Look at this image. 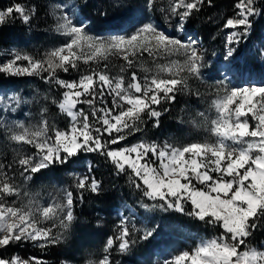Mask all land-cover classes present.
I'll list each match as a JSON object with an SVG mask.
<instances>
[{"label":"snow or ice","instance_id":"obj_1","mask_svg":"<svg viewBox=\"0 0 264 264\" xmlns=\"http://www.w3.org/2000/svg\"><path fill=\"white\" fill-rule=\"evenodd\" d=\"M205 5L214 7V0H167L166 5L162 0H143L141 18L132 31L121 27L116 34L101 36L90 34L91 26L74 10L75 4L58 3L53 9L54 31L64 38L61 44L43 54L15 47L4 52L0 73L37 77L50 90L54 85L62 91L59 99L44 95L39 122L27 126L23 120L9 117L39 103L37 96L29 99L18 90L0 94V128L7 140L34 149L31 153L17 151L12 162L0 160V250L23 243L41 251L71 248L79 223L76 205L83 202L85 192L102 191L91 164L83 174L68 172L71 183L57 186V194H49L50 200L39 191L26 190V185L38 174L70 164L82 153H98L117 175L127 177L129 187L139 193L137 205L145 213H179L219 229L218 235L169 254L157 264H264V243L250 244L254 234L264 230V84L230 86L227 77L216 83L217 95L210 109L196 113L210 139L128 142L144 133L149 121L154 128L160 127V108L176 103L178 94L189 93L190 79H203L207 52L184 33L192 16ZM87 6L85 0L81 11ZM124 6L123 0H113L112 7ZM235 8V14L219 25L226 31L224 60L228 70L256 19L264 16V0H238ZM35 11L17 0L0 8V27L17 20L30 24ZM156 12L163 21L155 17ZM145 54L154 67L145 66ZM258 54L264 59V48ZM111 57L124 62L118 76L110 74L107 61ZM81 64L86 70L81 71ZM136 68L143 75H138ZM70 71L78 72V79L59 75ZM107 97H111L110 105ZM49 103L70 118L67 129L49 123ZM80 105H87V110ZM168 111L163 107V112ZM24 116L31 119L30 112ZM118 215V223L103 244L82 253V264H122L113 259L114 252L129 254L159 229V225L137 227L134 212ZM0 264L47 261L36 255L5 257L0 253ZM59 264L77 262L64 258Z\"/></svg>","mask_w":264,"mask_h":264},{"label":"rangeland","instance_id":"obj_2","mask_svg":"<svg viewBox=\"0 0 264 264\" xmlns=\"http://www.w3.org/2000/svg\"><path fill=\"white\" fill-rule=\"evenodd\" d=\"M85 0H26L23 3L35 7V14L30 24H24L17 20L16 26L9 28L8 34V45H5L0 51V59H3V54L6 50L10 48H19L26 50L33 54H43L45 51L50 49L53 46H58L63 42V37L55 33V23L56 18L53 14V9L58 3H66L68 5L75 4V11L81 18H87L88 23L90 24V34L108 36L111 34H116L121 27L126 28L127 31L133 30V25L141 18L142 15V4L143 0H123L124 7L114 8L112 7L113 0H87L88 6L90 9L88 11H81V8ZM166 5L167 0H162ZM14 3V0H1L0 8H6L10 4ZM238 1L235 3V5ZM38 10V11H37ZM229 11L232 12V15L235 14L237 9L229 8ZM106 13V14H105ZM90 14V15H88ZM99 14V15H98ZM155 17L163 21V17L160 16L159 12H156ZM94 17L97 21L94 23L90 17ZM213 24V23H212ZM211 24V25H212ZM193 26V25H192ZM218 28V29H216ZM215 30L220 31L219 27H216ZM171 31V28H169ZM221 35L217 33L214 34L212 42H222V44H215L212 46L211 50H206L203 41L201 38L196 35L190 25L187 27L184 35L186 37H191L196 39L200 46L206 50V63L207 67L203 72V81L192 78L189 80L190 92L183 94L184 97L195 95L196 92H199L200 95L195 97L197 101L193 104H188L184 107V111L176 115V118L179 124H185L190 122L194 127L190 132L181 133L182 131L178 129L177 132L170 133H161L160 137L153 135L152 133H138L134 137L129 138V143H135L140 139L155 140L159 143L164 142L165 140H188L189 142L202 141L204 139H210L209 133L205 130L203 122L200 118L196 116V113L201 111H207L210 109L212 101L216 99L215 85L217 82L224 80L227 77L226 82L230 86H247L250 82H255L256 84H264V69H261L264 66V59H262L258 50L264 48V29L262 31L263 37L261 41H255L254 39L247 40L246 46L245 43L239 46L238 54L234 57L231 63V70L226 68V62L224 60V43L226 37V31H223ZM5 42V40L3 39ZM243 47H246V57L243 58L241 55V50ZM146 67H154L151 57H148L147 54L142 58ZM163 63V61H160ZM109 71L112 76L120 75V67L124 63L121 58L111 57L109 61ZM243 64V66L241 65ZM103 66V64H101ZM249 66L250 70L246 69ZM81 71L86 70L87 66L81 64ZM219 68V77H216L215 72ZM254 70H262L261 76L257 78L255 76ZM131 71V70H130ZM129 73L125 74V78L130 75ZM135 71L138 75H143L139 68H136ZM257 72V71H256ZM6 75V74H4ZM60 77L63 79H78L79 73L72 72L69 73H59ZM8 76V75H6ZM20 91L27 98H31L33 95L37 96L39 103H33L26 107H23L14 117H9L10 119L23 120L26 124H36L39 122V110L43 106L42 97L44 95L56 96L59 99V93L62 90H57L55 86L47 85L44 81L40 80L37 77H11L4 84L0 85V94H11L13 91ZM183 97V98H184ZM109 105L111 103V97H107ZM184 100H187L184 98ZM48 114L47 119L50 124H54L58 128L67 129L70 124V118L65 114L61 113L56 105L49 103L48 105ZM79 107L87 110V105H80ZM30 112L31 119L26 120L24 114ZM214 110H212V116L214 117ZM195 119L196 123H192V120ZM183 121V122H182ZM179 135V136H178ZM188 143V142H187ZM17 151L23 153H31L34 149L31 146H19L9 142L7 140L6 133L4 129L0 128V160L6 158V162H12L16 157ZM89 163L92 166L91 156L88 154H81L79 159H74L70 164L63 168L61 171L52 170L50 172H44L38 174L33 181H30L26 185V190L30 192H41L45 200H50V195H56V187L66 186L71 183L70 178L67 176L68 172H77L85 173ZM93 168V166H92ZM11 174V173H9ZM17 182H21L19 177V169L16 170ZM92 208V207H91ZM104 208L98 204L93 205V212L90 215L87 223L83 219L78 218V227H77V239L76 246L71 248L60 247L61 253L64 258H75L77 264H82V253L85 250L95 249L103 244L106 240L107 235L112 233V230L115 228L119 220L118 214L128 215L130 212L135 213V222L137 227H153L159 225V229L156 234L147 242L146 246L150 244H157L150 253H145L144 255L138 249L133 250L127 255H119L113 253V259L121 260L122 264H157L158 261L163 260L169 254L175 253L178 250L195 247L196 244L205 238H198L194 236L192 231H189L185 225H188L186 220H182L181 217L178 219H167L164 213L155 212V213H145L143 209L142 212L136 210L132 205L128 204L126 201H120L119 206L115 208V213H112V216L108 214L101 215L100 217L95 216L96 210ZM108 216V219L105 218ZM190 224V223H189ZM82 226H87V229L92 231L87 233L90 236H93L95 241L89 246L81 248L89 238L81 239ZM213 237H206L211 238ZM75 241V240H74ZM73 241V242H74ZM68 256V257H66Z\"/></svg>","mask_w":264,"mask_h":264},{"label":"trees","instance_id":"obj_3","mask_svg":"<svg viewBox=\"0 0 264 264\" xmlns=\"http://www.w3.org/2000/svg\"><path fill=\"white\" fill-rule=\"evenodd\" d=\"M26 0H19V2H24ZM238 0H214V7H208L205 5L201 11L195 15L192 16L190 27L192 28L193 32L198 35L201 40L204 43V46L206 50H211L212 46L215 44H222V42H212V38H214V34L221 35L224 33L223 31L215 30L216 27H219V25L222 23V21L232 15V12L229 11V8H234L235 3ZM1 2V0H0ZM14 2H17V0H14ZM83 10L86 12H90L89 8H83ZM38 11V10H37ZM90 15V14H88ZM99 15V14H98ZM91 20L96 23V19L94 17H90ZM213 23V24H212ZM212 24V25H211ZM193 25V26H192ZM16 26V23H9L3 27H0V51L5 46L8 45L7 39L9 34V28H13ZM218 29V28H216ZM264 29V16L256 19V22L254 23L252 33L249 37V39H254L255 41H261L263 34L262 31ZM5 40V42L3 41ZM247 43V41H246ZM245 43V46H246ZM246 47H243L241 50V55L243 58L246 57ZM243 66V64H241ZM246 69L250 70V67L247 66ZM261 69H264V66L261 67ZM255 76L259 78L261 76L262 70H254ZM257 71V72H256ZM216 77H219V68L214 71ZM10 79V76H6L3 73H0V85L4 84L6 81ZM205 78L200 79L203 81ZM183 94H178L177 101L174 104H165L163 107H166L169 109L168 112H163V107L160 108L162 111V116L160 118V127L154 128L152 126L151 121H149L145 125V133H152L153 135H156L160 137L161 133H170V132H177L178 129L182 130L179 131L181 133H187L190 132L194 127L190 122H187L185 124H179L176 115H178L180 112L184 111V107L188 104H193L197 101V98L195 95L189 94V96L184 97L187 100H184ZM179 136V135H178ZM170 142H179V143H187L188 140H170ZM91 156L92 166H93V175L102 182V191L100 194H94L90 192H85L84 194V200L82 203H78L75 207V212L78 218L83 219L85 223H87L90 215L92 214L93 205H100L104 208L100 210H96L95 216L100 217L101 215L108 214L112 216V213H115V208L119 206L120 201H126L128 204L132 205L136 210L142 212V210L137 205V200L139 199V193L134 192L127 183V177L123 174L117 175L115 168L100 154L98 153H89ZM81 157V155H80ZM79 157V158H80ZM77 158V159H79ZM76 159V160H77ZM65 166H57L55 171H61L63 170ZM92 207V208H91ZM167 219L174 218L178 219V215L181 217L182 220H186L188 225H185V227L194 233L195 237L198 238H206L214 235L219 234V229H213L210 228L198 221H195L193 219H190L186 216H183L179 213H164ZM106 219H108V216H105ZM190 223V224H189ZM92 231L87 229V226H82L81 228V239L89 238L85 241V243L81 246V248H84L86 246L91 245L94 243L95 239L93 236H90L87 233H91ZM151 239V238H150ZM149 239V240H150ZM145 241L138 246H136L133 249H138L142 255L145 253H150L152 249L157 244H150L146 246L147 242ZM264 243V230L257 231L254 236L252 237L250 244L253 246H258L259 244ZM76 240L73 242V246H76ZM135 250H133L134 252ZM0 253H2L5 257H9L15 254H18L24 258H27L28 256L36 255L43 257L47 264H59V261L61 259H64L60 247H53L48 248L44 251H41L38 248H34L30 243H23L20 245H13L7 249L0 250ZM68 257V256H66Z\"/></svg>","mask_w":264,"mask_h":264},{"label":"crops","instance_id":"obj_4","mask_svg":"<svg viewBox=\"0 0 264 264\" xmlns=\"http://www.w3.org/2000/svg\"><path fill=\"white\" fill-rule=\"evenodd\" d=\"M253 246V245H252Z\"/></svg>","mask_w":264,"mask_h":264}]
</instances>
